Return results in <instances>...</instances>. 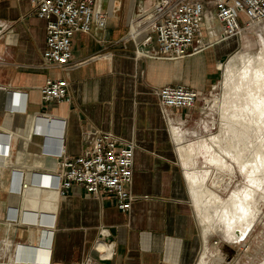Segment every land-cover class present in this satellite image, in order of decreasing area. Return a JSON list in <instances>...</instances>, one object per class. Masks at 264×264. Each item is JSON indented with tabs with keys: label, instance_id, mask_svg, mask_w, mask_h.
I'll return each instance as SVG.
<instances>
[{
	"label": "crops",
	"instance_id": "0c3cea01",
	"mask_svg": "<svg viewBox=\"0 0 264 264\" xmlns=\"http://www.w3.org/2000/svg\"><path fill=\"white\" fill-rule=\"evenodd\" d=\"M100 1L106 26L75 32L69 63L57 67L43 64L45 21L33 0H0V258L9 261L0 264L46 262L48 251V264H194L199 254L202 233L172 121L197 127L199 100L228 55V38L214 41L213 24L205 49L156 57L154 42L143 46L127 37L132 13L153 0ZM47 77L67 80L68 101H41ZM169 83L199 95L192 107L173 109L168 124L155 89ZM86 129L135 144L127 212L112 196L99 198L78 185L65 194L54 189L58 159L81 152ZM16 207L19 220L30 224L15 221ZM97 239L112 243L111 257H100Z\"/></svg>",
	"mask_w": 264,
	"mask_h": 264
},
{
	"label": "built area",
	"instance_id": "2783aa9c",
	"mask_svg": "<svg viewBox=\"0 0 264 264\" xmlns=\"http://www.w3.org/2000/svg\"><path fill=\"white\" fill-rule=\"evenodd\" d=\"M37 17L45 21V47L42 52L46 66H66L71 57V37L77 31L90 32L106 26L107 13L100 0H33ZM264 22V0H153L129 18L127 37L140 39L143 46L156 48L151 55L177 59L208 47L205 34L215 24L217 39L240 34L252 23ZM65 78L47 77L39 87L43 102L68 101ZM160 113L172 121L173 109L190 108L199 95L195 88L169 83L155 89ZM62 125V121H58ZM84 145L77 155L62 154L54 170V189L65 194L73 185L88 194L102 198L112 196L116 207L127 212L134 195L130 190L135 144L108 131L83 132ZM32 216V211H27ZM30 224L27 220L20 221ZM105 228L100 231L104 232ZM107 247L100 257H111V242L97 239ZM35 261L31 264H48Z\"/></svg>",
	"mask_w": 264,
	"mask_h": 264
},
{
	"label": "bare ground",
	"instance_id": "6f19581e",
	"mask_svg": "<svg viewBox=\"0 0 264 264\" xmlns=\"http://www.w3.org/2000/svg\"><path fill=\"white\" fill-rule=\"evenodd\" d=\"M258 23L261 22L247 27ZM214 41L221 40L216 36ZM261 50L263 54L257 59L254 56L247 58L248 55L241 51L231 57L233 61L248 60L253 65L233 72L232 86L228 92L226 90L219 106L220 127L217 133L209 139L182 143L185 133L172 126L203 229V247L197 264H217L223 259L216 245L208 244L209 232L218 229L227 240H244L255 224L259 206L264 202V39ZM222 64L216 63L218 67ZM211 108L214 109L213 106ZM197 156H203L213 164L215 171L212 176L210 174V187L206 184L205 171L189 170L188 166L196 162ZM236 171L248 182L235 185L227 197H222L218 191L229 187ZM95 246L100 251L107 247L102 242H96Z\"/></svg>",
	"mask_w": 264,
	"mask_h": 264
},
{
	"label": "rangeland",
	"instance_id": "374dc122",
	"mask_svg": "<svg viewBox=\"0 0 264 264\" xmlns=\"http://www.w3.org/2000/svg\"><path fill=\"white\" fill-rule=\"evenodd\" d=\"M214 25H212L213 27ZM264 39V22L258 23L253 27H246L240 34L233 35L228 37L229 47L227 48L228 55L222 58V66H217L215 73V81L213 84L206 88V91L203 94L199 104L202 105V114L198 119V125L194 129H189L183 127L181 124L172 121L177 127L181 128L185 133V138L182 140V143L187 142H196L201 138L209 139L212 134L218 132L220 127L219 120V106L226 95V90L231 88L233 82V72L241 71L246 66H252L253 63H250L248 60L233 61L231 57L238 51L247 54V58L254 56L253 58L257 59L258 56L263 54L261 50V42ZM206 52L203 53V55ZM218 63V62H217ZM214 107V109L211 108ZM228 161L231 162L230 158ZM189 170L201 169L207 173L206 184L210 187V174H214L213 164L206 160L203 156H197L196 162L189 165ZM248 182L246 178L238 171H236L235 178L229 187L225 191H218L222 197H227L230 194L232 188L237 184H243ZM189 189V188H188ZM260 192V189L258 190ZM189 197L192 203L195 215L199 220L198 210L190 194ZM17 213L15 221L20 223L19 217L22 210V207H16ZM26 210H23V212ZM258 215L256 216L255 224L252 226V230L249 232L247 237L244 240L233 242L227 240L222 236L220 230H213L207 234L208 244H215L216 247L221 251L223 259L218 261L217 264H264V202L259 206ZM200 229L202 233V245L200 251L203 247V229L199 220ZM18 227V226H17ZM32 227V226H30ZM2 238L0 237V247L2 245ZM14 241L22 242L25 239H19L18 237L12 238ZM199 251V254H200ZM199 254L194 264H197L199 260ZM7 255L0 258V263L9 262L7 260Z\"/></svg>",
	"mask_w": 264,
	"mask_h": 264
}]
</instances>
